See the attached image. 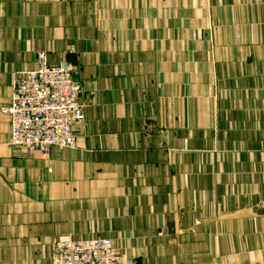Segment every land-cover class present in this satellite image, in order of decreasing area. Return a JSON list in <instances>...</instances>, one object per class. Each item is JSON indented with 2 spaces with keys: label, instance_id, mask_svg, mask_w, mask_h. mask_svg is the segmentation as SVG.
Listing matches in <instances>:
<instances>
[{
  "label": "crops",
  "instance_id": "obj_1",
  "mask_svg": "<svg viewBox=\"0 0 264 264\" xmlns=\"http://www.w3.org/2000/svg\"><path fill=\"white\" fill-rule=\"evenodd\" d=\"M68 63L75 148L10 144L13 81ZM122 264H264V0H0V264L58 236Z\"/></svg>",
  "mask_w": 264,
  "mask_h": 264
},
{
  "label": "built area",
  "instance_id": "obj_2",
  "mask_svg": "<svg viewBox=\"0 0 264 264\" xmlns=\"http://www.w3.org/2000/svg\"><path fill=\"white\" fill-rule=\"evenodd\" d=\"M68 63L50 66L39 52L35 68L14 78L10 144L30 154L49 156L54 148H75L78 126L85 119L82 86ZM52 264H122L109 237L75 239L62 234L52 244ZM128 264H133L129 262Z\"/></svg>",
  "mask_w": 264,
  "mask_h": 264
}]
</instances>
